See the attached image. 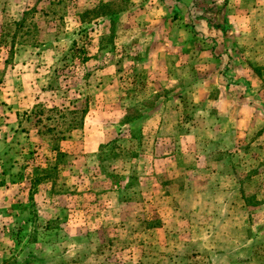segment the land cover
<instances>
[{"label":"rangeland","instance_id":"374dc122","mask_svg":"<svg viewBox=\"0 0 264 264\" xmlns=\"http://www.w3.org/2000/svg\"><path fill=\"white\" fill-rule=\"evenodd\" d=\"M240 96L264 108V0H0V264H264Z\"/></svg>","mask_w":264,"mask_h":264},{"label":"crops","instance_id":"0c3cea01","mask_svg":"<svg viewBox=\"0 0 264 264\" xmlns=\"http://www.w3.org/2000/svg\"><path fill=\"white\" fill-rule=\"evenodd\" d=\"M178 89H179V87H178ZM166 90H171V88L166 89ZM179 90H182V89H179ZM258 90H261V89H258ZM206 101H208V99ZM173 102H175V104L172 107L176 112V109L178 108L177 104L181 103L180 98H176ZM230 103H235L237 105H235V107L233 108L234 113L230 114L229 120H227L228 121L227 127H224L223 129L226 132H231L234 134V135H231L232 140H234V139L238 140L240 137L247 136V135L249 136L250 134H252L253 132L258 130L257 125H261L259 128H262L264 126V108L262 106L261 107L258 106L257 104H255L256 102H254V101H250L247 99L245 100L242 96H240L237 99H234L233 101L229 100V104ZM239 105L241 107L240 110H239V108H240ZM236 111H237V113H235ZM170 112H174V111L171 110ZM159 114H160L159 112H156L155 114H153L149 118V120L154 118V116H157ZM175 122H176L175 125H177V127H179L178 124L181 121H179L177 119ZM225 131H222V129H218V128L213 127L211 129L205 130L201 136L204 139L203 141H206L207 144L208 143L211 144L212 145L211 148H213V150L216 151L217 146H218V143L216 142V140L219 138L221 140L222 135H220V134H222V132H225ZM209 132L213 133V136H209L208 135ZM237 132H239V133L236 134ZM169 157L176 158L175 152H173V154L169 153ZM192 158H193V156L189 154L187 162H192ZM174 161H179V160L174 159ZM187 165H189V163H187ZM190 166H193L192 163L190 164ZM195 169L198 170L197 167ZM202 169H204V168H202ZM210 171L211 172H210V174H208V178L209 179L213 178L216 181V183L218 184L221 181L218 178L223 179V177H222L223 173L214 171L213 169ZM216 173H217V175H215ZM215 181L213 183H211V181L206 180L207 184H209L210 187H212V186L215 187ZM204 184H206V183H204ZM204 186H206V185H204ZM204 186L202 188H204ZM211 203H212V201H211Z\"/></svg>","mask_w":264,"mask_h":264},{"label":"trees","instance_id":"16d2710c","mask_svg":"<svg viewBox=\"0 0 264 264\" xmlns=\"http://www.w3.org/2000/svg\"><path fill=\"white\" fill-rule=\"evenodd\" d=\"M102 7L104 8L105 6H102ZM103 8H100V11L98 12V15H99V16H106V15L108 14L107 11H104ZM111 22H112V20H111ZM229 27H230L229 24L225 23V24L219 26L218 28H219L220 30H222L224 33H226ZM75 110H76V109H75ZM71 112H74V114H77L79 111L76 110V111H71ZM80 113H81V115H80L79 120H78V121H74V123L71 124V126L67 129V131H71L73 128H75V127L78 126L79 124L81 125V121H82V119H83V117H84L85 110H81ZM131 122H134V121H133L132 119H127V120L125 121V123H131ZM54 131H55L54 128H47L45 132H54ZM59 134H60V133H59ZM61 134H62V135H61ZM61 134H60V136H56L55 138H57V139H59V140L64 139V138H65L64 133H61ZM136 138H137V137H136ZM55 152H57V154H56V156H57L56 159H58L59 157H61V156L63 155V153H61V152L59 151L58 148H55ZM56 165H57V164H55V166H56ZM36 180L39 181V180H41V179L38 178V179H36Z\"/></svg>","mask_w":264,"mask_h":264}]
</instances>
